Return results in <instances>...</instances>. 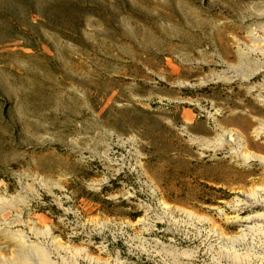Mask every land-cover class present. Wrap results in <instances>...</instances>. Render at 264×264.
<instances>
[{"label": "rangeland", "instance_id": "obj_1", "mask_svg": "<svg viewBox=\"0 0 264 264\" xmlns=\"http://www.w3.org/2000/svg\"><path fill=\"white\" fill-rule=\"evenodd\" d=\"M258 122L264 0H0V264H264Z\"/></svg>", "mask_w": 264, "mask_h": 264}, {"label": "bare ground", "instance_id": "obj_2", "mask_svg": "<svg viewBox=\"0 0 264 264\" xmlns=\"http://www.w3.org/2000/svg\"><path fill=\"white\" fill-rule=\"evenodd\" d=\"M262 134H264V124L261 122L254 125L250 133L245 130L242 132L225 131L215 141L214 151L223 149L229 143L234 145L231 148V156L234 160H241L244 164L249 163L251 160H257L264 165V157L245 155L244 153L251 143V138H259ZM235 194L233 204H229L232 208L229 211L230 216L228 219L241 224L240 237L244 238L247 233L264 235V189L255 187L248 191L238 190ZM257 208H260L262 212H257ZM43 262L49 264L46 257H44Z\"/></svg>", "mask_w": 264, "mask_h": 264}]
</instances>
